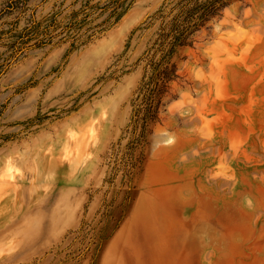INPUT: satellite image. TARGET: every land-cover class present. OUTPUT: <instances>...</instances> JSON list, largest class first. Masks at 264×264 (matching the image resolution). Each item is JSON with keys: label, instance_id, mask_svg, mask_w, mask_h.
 I'll return each instance as SVG.
<instances>
[{"label": "rangeland", "instance_id": "obj_1", "mask_svg": "<svg viewBox=\"0 0 264 264\" xmlns=\"http://www.w3.org/2000/svg\"><path fill=\"white\" fill-rule=\"evenodd\" d=\"M165 2L0 0V264H264V0L180 51L138 145Z\"/></svg>", "mask_w": 264, "mask_h": 264}, {"label": "trees", "instance_id": "obj_2", "mask_svg": "<svg viewBox=\"0 0 264 264\" xmlns=\"http://www.w3.org/2000/svg\"><path fill=\"white\" fill-rule=\"evenodd\" d=\"M166 1L169 2H165L152 17L142 23V28H135L131 33L133 36L144 25V29L149 30L159 21V26L150 40L152 43L138 61L145 62L141 81L135 91L136 98L132 102L131 124L134 126L133 134L138 145L146 141L151 127L160 122L162 109L171 102L166 99L169 96L175 98L171 91L172 84L181 79L178 65L180 51L192 47L196 42V35L202 29H207L212 21L222 17L227 7L240 0ZM149 20L151 22L147 24ZM33 36L26 40V44H29ZM43 36L33 47L41 48L51 43L52 37L46 41V30ZM21 52L22 50H18V54ZM139 129L141 131L138 134Z\"/></svg>", "mask_w": 264, "mask_h": 264}]
</instances>
